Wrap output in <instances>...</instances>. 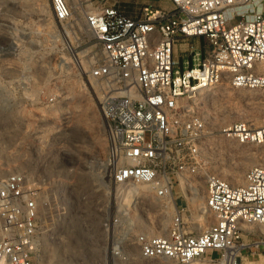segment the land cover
<instances>
[{
  "label": "built area",
  "instance_id": "obj_1",
  "mask_svg": "<svg viewBox=\"0 0 264 264\" xmlns=\"http://www.w3.org/2000/svg\"><path fill=\"white\" fill-rule=\"evenodd\" d=\"M21 1L0 0V10ZM32 1L38 11H0V93L41 110L14 151L24 164L0 173V264H56L48 245L82 221L103 239L96 264L260 259L264 164L240 183L207 168L213 131L197 102L202 88L221 84L264 90V0H171L135 16L121 0ZM194 37L204 47L183 49ZM66 53L85 89L97 91L108 141L104 154L76 164L60 162L62 128L46 117L61 93L33 88L59 76ZM218 132L264 145V119Z\"/></svg>",
  "mask_w": 264,
  "mask_h": 264
},
{
  "label": "rangeland",
  "instance_id": "obj_2",
  "mask_svg": "<svg viewBox=\"0 0 264 264\" xmlns=\"http://www.w3.org/2000/svg\"><path fill=\"white\" fill-rule=\"evenodd\" d=\"M169 3L170 0H121V8L128 15L135 16L145 5L171 8L172 5ZM37 6L32 0H22L17 5L9 4L0 11H38ZM79 23L85 31L81 19ZM77 31L80 33L79 28ZM192 45L203 48L204 42L200 37H194L184 41L182 48L186 49ZM82 48L80 46L76 50L82 51ZM177 53L180 55L181 50ZM65 57L64 68L58 77L36 80L33 88L61 93L62 104L47 109L46 117L54 129L60 125L62 128L57 144L62 147L60 162L76 164L90 159L93 155L104 154L108 141L106 122L97 91L93 87L90 90L85 89L67 53ZM186 60H191V56L182 58V66L189 65ZM49 73L56 75L55 66L50 65ZM5 93H0V164L4 162L5 165L4 169L0 168L2 175L9 172V162L12 165L17 162L24 164V160L18 157V152L14 151L16 149L22 151L20 148L22 142L19 141L27 137V130L34 123L33 118L41 111L39 108L23 106V101ZM197 108L207 118L213 131L202 152L203 162L207 168L232 183H240L250 166L264 164V145H239L218 132L221 125L236 120H251L254 124L260 125L264 119V90L235 89L221 84L203 90ZM232 173L240 175V181L232 180ZM75 230L72 232L73 235L58 238L48 245L51 257L56 264H96L99 259L98 250L103 242L101 235L86 227L83 221ZM208 255L217 258L220 253L214 251ZM251 260H253L251 264H264V250L260 259L255 256Z\"/></svg>",
  "mask_w": 264,
  "mask_h": 264
},
{
  "label": "bare ground",
  "instance_id": "obj_3",
  "mask_svg": "<svg viewBox=\"0 0 264 264\" xmlns=\"http://www.w3.org/2000/svg\"><path fill=\"white\" fill-rule=\"evenodd\" d=\"M201 90H205V88H202ZM3 108V107H2ZM11 108V107H10ZM6 109V108H5ZM225 112H227L226 110H225ZM222 115H224V114H222ZM232 180H234V181H240V175H238V174H236V173H232ZM66 245H69V244H66ZM62 253V252H61Z\"/></svg>",
  "mask_w": 264,
  "mask_h": 264
},
{
  "label": "crops",
  "instance_id": "obj_4",
  "mask_svg": "<svg viewBox=\"0 0 264 264\" xmlns=\"http://www.w3.org/2000/svg\"><path fill=\"white\" fill-rule=\"evenodd\" d=\"M169 4H170V5H173L171 0H170V3H169ZM168 6H169V5H168ZM170 7H171V6H170Z\"/></svg>",
  "mask_w": 264,
  "mask_h": 264
}]
</instances>
